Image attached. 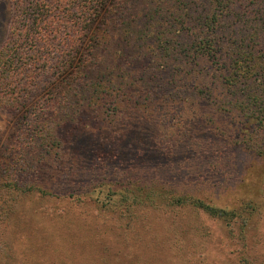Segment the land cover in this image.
<instances>
[{"label":"trees","instance_id":"1","mask_svg":"<svg viewBox=\"0 0 264 264\" xmlns=\"http://www.w3.org/2000/svg\"><path fill=\"white\" fill-rule=\"evenodd\" d=\"M9 2L0 105L25 113V157L42 190L61 183L70 196L92 195L107 185L108 205L125 217L137 205L236 217L141 167L144 151L170 155L189 131L179 109L199 103L235 114L239 137L250 123L247 139L264 155V0Z\"/></svg>","mask_w":264,"mask_h":264},{"label":"rangeland","instance_id":"2","mask_svg":"<svg viewBox=\"0 0 264 264\" xmlns=\"http://www.w3.org/2000/svg\"><path fill=\"white\" fill-rule=\"evenodd\" d=\"M11 14L9 0H0V45ZM198 105L179 109L189 131L173 138L170 155L144 151L150 166L141 168L195 200L232 210L230 221L188 207L165 214L142 205L125 217L121 206L108 205L114 196L107 185L92 195L70 196L61 183L42 190L25 157V113L0 105V264H264V155L247 139L254 128L246 122L239 137L235 114Z\"/></svg>","mask_w":264,"mask_h":264}]
</instances>
